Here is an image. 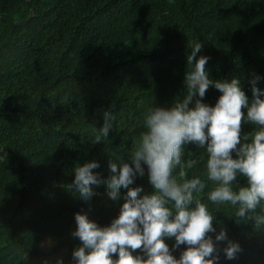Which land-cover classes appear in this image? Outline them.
Returning <instances> with one entry per match:
<instances>
[{
  "label": "trees",
  "instance_id": "obj_1",
  "mask_svg": "<svg viewBox=\"0 0 264 264\" xmlns=\"http://www.w3.org/2000/svg\"><path fill=\"white\" fill-rule=\"evenodd\" d=\"M197 41L196 58H210L211 78L238 77L249 100L253 74L264 89V0H0V264L41 255L44 237L53 252L64 247L72 256L81 246L72 236L75 213L101 227L119 215L127 189L112 201L103 185L93 186L97 195L84 201L66 187L72 169L96 160L93 171L107 178L113 156L131 164L145 109L170 107L186 94L189 44ZM221 94L209 86L203 102L214 106ZM105 110L115 117L108 138L98 136ZM254 128L242 121V144ZM184 147L185 158H206L197 144ZM144 167L130 187L151 194ZM203 173L201 162L189 176ZM235 184L246 186L247 178L238 174ZM202 195L215 217L208 235L215 240L223 228L242 248L228 260L220 242L214 264H264V229ZM165 243L177 259L187 248L174 247V237Z\"/></svg>",
  "mask_w": 264,
  "mask_h": 264
},
{
  "label": "clouds",
  "instance_id": "obj_2",
  "mask_svg": "<svg viewBox=\"0 0 264 264\" xmlns=\"http://www.w3.org/2000/svg\"><path fill=\"white\" fill-rule=\"evenodd\" d=\"M189 46L186 94L170 107L145 109L142 130L134 135V149L129 154L131 164L113 156L107 178L93 171L100 167L96 160L78 162L72 169L74 179L66 187L84 201L97 195L93 186L103 185L112 201L121 198L122 188L127 189L119 215L108 226H99L85 212L75 213L77 228L72 236L81 241L72 253L75 264H214L219 260L220 242H226L225 258L236 259L242 248L228 238L225 229L215 240L208 235L216 232L215 217L202 193L212 205H228L238 220L264 229V89L257 86L261 77L253 74L250 79L253 98L249 100L238 77H210L205 67L210 58H196L202 42ZM209 86L222 93L214 106L203 102ZM243 109H247L246 116ZM103 119L98 136L108 138L115 117L105 110ZM244 120L255 128L245 137L251 142L242 144ZM128 129L131 132L135 127ZM188 143L205 149L206 158H185ZM233 152L238 158H233ZM201 162L204 173L190 178V171ZM145 165L154 188L151 194L144 193L142 186L130 187L137 175H145ZM238 174L247 178L246 186H236ZM173 237L174 247L187 245L179 259L165 243V238ZM138 249L143 255L133 254ZM117 253L118 258L113 259Z\"/></svg>",
  "mask_w": 264,
  "mask_h": 264
},
{
  "label": "rangeland",
  "instance_id": "obj_3",
  "mask_svg": "<svg viewBox=\"0 0 264 264\" xmlns=\"http://www.w3.org/2000/svg\"><path fill=\"white\" fill-rule=\"evenodd\" d=\"M89 219L96 222V218L89 216ZM73 228H77L76 221L74 219ZM52 241L49 237H44L40 244L41 255L38 256H25L24 264H58V258H62V264H75L73 257L69 256L66 248H61L58 252H53L51 248Z\"/></svg>",
  "mask_w": 264,
  "mask_h": 264
}]
</instances>
